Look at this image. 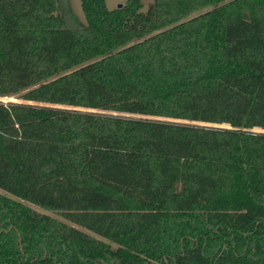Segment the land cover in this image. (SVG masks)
I'll return each mask as SVG.
<instances>
[{"label":"trees","instance_id":"trees-1","mask_svg":"<svg viewBox=\"0 0 264 264\" xmlns=\"http://www.w3.org/2000/svg\"><path fill=\"white\" fill-rule=\"evenodd\" d=\"M80 2L0 0V264H264V0Z\"/></svg>","mask_w":264,"mask_h":264},{"label":"rangeland","instance_id":"rangeland-1","mask_svg":"<svg viewBox=\"0 0 264 264\" xmlns=\"http://www.w3.org/2000/svg\"><path fill=\"white\" fill-rule=\"evenodd\" d=\"M104 1H105L106 8L109 11L115 10L119 6H123L127 2V0H104ZM141 3H142V8H141L140 12L146 13L148 8H149V6L154 3V0H141ZM67 5H68L69 10L72 12L73 16L77 20L78 24L80 26H82V27H86V21H85L84 13H83V11L81 9L80 0H67ZM210 9H211V7H205L203 9L198 10V11H195L194 13L189 15L184 21L189 20L191 18H194V17H196V16H198V15H200V14H202V13H204V12L210 10ZM0 102H3V103H21L22 101L18 99V95H17V96H13V97H10V98H0ZM105 113H109V112H105ZM114 115H116V114H114ZM120 115L128 116V117H136V118H146V117H143V116H129V115H126V114H120ZM155 119H157V120H165V119H159V118H155ZM197 125H203V124H197ZM218 127L223 128L225 126H218ZM225 128H228V127H225ZM253 131H255V132H263V131H260V130H253ZM0 193H2V192L0 191ZM31 208H33L34 210H36L39 213L46 214V215H48V216H50L52 218H55L57 220L65 222L57 214L46 212V211H44V210H42V209H40L38 207H35V206H32ZM65 223L71 225L70 223H67V222H65ZM85 232L90 233V232H88L86 230H85ZM95 237L101 239L100 237H97V236H95Z\"/></svg>","mask_w":264,"mask_h":264},{"label":"water","instance_id":"water-1","mask_svg":"<svg viewBox=\"0 0 264 264\" xmlns=\"http://www.w3.org/2000/svg\"><path fill=\"white\" fill-rule=\"evenodd\" d=\"M120 7H122V6H119L118 8H120ZM87 111V110H86ZM155 119V118H154ZM176 122H180V121H176ZM216 127H218V126H216Z\"/></svg>","mask_w":264,"mask_h":264}]
</instances>
